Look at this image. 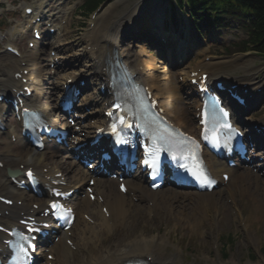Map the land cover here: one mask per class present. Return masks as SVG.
Returning <instances> with one entry per match:
<instances>
[{
  "label": "bare ground",
  "instance_id": "6f19581e",
  "mask_svg": "<svg viewBox=\"0 0 264 264\" xmlns=\"http://www.w3.org/2000/svg\"><path fill=\"white\" fill-rule=\"evenodd\" d=\"M115 6L116 4H112L106 7L105 10L98 15V24L95 25L93 29L88 30L85 33L84 39L86 40V47L92 46L95 42H101L102 53L105 54L106 51L113 46L115 36L112 30L114 29H108V25L111 23L110 20L112 19V16L116 13V11L114 10ZM103 23H106L105 28H102ZM105 35H110L112 41H106L104 39ZM121 40L123 42H126V39L122 37ZM125 45L129 46V44ZM37 52L38 51H36V53ZM85 54L87 53L79 54L78 59L84 57ZM88 55L91 56V54ZM36 59V55H34V57L30 59L31 66L34 71L36 70ZM8 60L9 55H6L4 60H0V62H2L0 64L1 70H4L3 63L7 62ZM233 63H235V61H233L232 64ZM102 64L103 62L99 65H93L92 59L89 61V68L97 77L101 71ZM240 66H242L243 70L248 73L247 77L244 78L243 81L248 82L251 86L259 84V81H256V77H252V74H250V64L243 63ZM68 68L69 65L65 64L63 66L64 72L60 74L58 71L56 80L52 81L51 85L52 89L54 90V96H51L53 90L51 91L50 96L45 99H43L42 92H38V95L36 96V101L39 102L40 105H42V108L51 112L52 114L55 113V111L57 110V107L53 103L52 98L55 97L56 92L61 88L62 82H64L66 79H77L78 77L76 74L77 70L75 67H73V65L72 68H70L69 70H67ZM194 68H196V66ZM35 74L36 77L40 78V73ZM1 77L2 76L0 75V80L2 79ZM186 77L187 74L185 75V79ZM144 78L146 77L144 76ZM153 78L154 77H152V79ZM155 80L160 87V93L167 94L171 98L175 94H177L179 90L187 89L189 93H193V88H188L189 84L186 81L183 80L184 82L182 84H178L175 81L173 74H171L170 79L166 83H164L163 88H161L162 86L156 78ZM235 81L242 82L240 80ZM160 93H156L155 95L157 97H160ZM104 101L105 99L100 102L96 99L92 100L90 98H87V102H94L96 104V115H99L100 111L102 110ZM168 112L173 116V119L176 121L177 124L182 125L183 127H188L191 130L196 127V121L187 107L182 108L181 106H179V103L173 102L171 109L168 110ZM262 120H264V117L262 118ZM17 143V150H12V143L9 142L7 144L6 149L3 151V159L8 162V165L16 166L20 163H28L29 161L38 164L45 163L46 165L50 163L54 166L52 172L61 171L65 172L66 175L70 174L68 176L69 185H72L73 187L77 188H85V183L87 182V178L90 174H87L84 170H82L81 167L76 164V162L72 159H66V161L64 162L62 160H55L54 158H56L61 153L60 148L55 147L53 144H48L45 150L35 151L23 139L18 140ZM212 160L215 162L213 164L214 170L219 171L224 167L222 165V161H219L213 157ZM243 175L246 176V179L248 181H253V187H250V191L248 192H244L241 186L243 185ZM2 180H4L3 176L0 175V181ZM229 183L231 187L236 186V191L235 193H232L231 202H223L222 200H220L219 197H215L214 199H212V195L195 193L193 194V196H190L182 192H177L175 189L171 188L164 192H152V190L148 188L147 184L144 183L143 177L141 175H133L131 178L127 179V184L128 192L133 193L136 196L138 195L137 197H139L138 202H134L132 200V196L129 193L123 194L115 187L116 182L114 180H97L95 184V190L98 194L104 197V203L107 205L110 212L109 219H107L106 217H100L99 220L102 226L104 228H109V226L113 225V222H115L116 226L119 221L122 224H127V218L129 216L133 217V221L132 224L130 223V231L126 233L123 237V239L125 237L127 238L126 241H119L118 244L115 242L114 246L101 245L98 246V248H94L93 250L90 249L92 247H90L89 245H84L83 243H81L83 245L81 253H83L84 255L80 264H113L122 260L123 258H129V256H135L139 258L148 255L153 256V258L156 260V264H180L178 257L174 258L162 252L166 245V240L163 238V235H151V233H159L158 229L163 226V224L166 228L176 227V225L182 224L183 230L185 232H189L187 226L191 225L193 229L198 230L200 228L198 220L206 219V215L209 221L208 224L210 225L209 231L212 232L213 230L211 228L214 225L215 216L220 213V211H222L223 209L224 211H227L232 207L240 216L241 209L239 205L243 196H248L249 202L250 196H252L254 202H250V204H254L255 210L257 212L264 211V178H262L258 172L253 173L251 170L239 172L237 170H233ZM8 189L9 186L6 183L0 188V190L2 191ZM18 193H21L23 195V192ZM159 194H161V196L157 197V199H154L153 195L158 196ZM146 198H151V200L154 202L153 208L140 207L142 200ZM189 200L192 201V205L189 204ZM155 201H163V206H161L163 207V209L157 206ZM217 202H219L220 204H217L214 209H211L208 206L209 203ZM76 203L78 206L86 207L87 209L89 206L92 205L86 199H81L79 201H76ZM156 207L159 208L153 214H151V212L155 210ZM196 208H198L199 210L198 217L195 212ZM207 209H209L208 212L206 211ZM200 215H203V217L200 218ZM259 220L260 219L257 218L256 221ZM249 226L250 224L245 223L246 235L248 233L250 235ZM132 230L136 233L137 231H139L138 234L140 235H137ZM85 235V230H82L81 239L85 238ZM118 240L119 239H116V241ZM68 250L69 249L63 245L57 247L58 258L61 259L65 264H77L72 258L74 255L73 252L70 251L71 255L67 257V254L69 253ZM170 255H174V253ZM229 264L242 263L237 262L235 259H231ZM245 264H264V259L256 263L250 262Z\"/></svg>",
  "mask_w": 264,
  "mask_h": 264
},
{
  "label": "rangeland",
  "instance_id": "374dc122",
  "mask_svg": "<svg viewBox=\"0 0 264 264\" xmlns=\"http://www.w3.org/2000/svg\"><path fill=\"white\" fill-rule=\"evenodd\" d=\"M125 1L129 2L131 5L133 3V0ZM82 23L87 25V17L84 18V16H80L79 14L73 16L72 24L70 26V29L72 31V39L75 38L78 33L84 32V26H80V24ZM46 57L47 55L44 56V62L47 64ZM263 66L264 62L258 55H255V58L252 59V67L257 70ZM236 73L239 75H243L241 70L237 72L235 71V74ZM0 148L4 150V146ZM244 206L245 203L243 207ZM253 213L249 211V214L247 215L248 219L253 217L250 227L252 235L251 240L249 242L246 240L247 237H245L243 233V226L241 229L239 227L234 228L230 226V228H228L227 230L238 232V239H236L235 245L230 248L231 253L228 255V257H225L224 254H222L221 262H219L218 258L213 254V252L208 250L210 247V241H202L200 230L192 231V236L183 235L181 244L177 241V239H175L174 241V239L172 238V241L167 244L165 252H171V250H173L172 245L175 246L177 248V250L175 251L183 264H224L226 262L229 264L232 258L242 264L262 261L264 259V224L261 221H256L258 217L254 218ZM257 225L260 226L257 227ZM204 253L207 256L206 258H203Z\"/></svg>",
  "mask_w": 264,
  "mask_h": 264
},
{
  "label": "snow or ice",
  "instance_id": "6c2138e0",
  "mask_svg": "<svg viewBox=\"0 0 264 264\" xmlns=\"http://www.w3.org/2000/svg\"><path fill=\"white\" fill-rule=\"evenodd\" d=\"M117 107H119V106H117ZM225 114H226V113H225ZM120 122L123 124V123H124V120L121 119ZM145 163H149V162H148V161H145ZM155 164H156V162L153 161V163H152L151 166L155 167ZM193 174H194V175H197V173H195V172H194ZM197 178L202 179V182H203V183L211 184V181L208 179V177H207L206 175H203L202 173H201L200 175H198ZM54 207H60V206H56V205H54Z\"/></svg>",
  "mask_w": 264,
  "mask_h": 264
},
{
  "label": "trees",
  "instance_id": "16d2710c",
  "mask_svg": "<svg viewBox=\"0 0 264 264\" xmlns=\"http://www.w3.org/2000/svg\"><path fill=\"white\" fill-rule=\"evenodd\" d=\"M257 4H259L260 8V13H261V18H260V24L259 27L263 28L264 27V0H253Z\"/></svg>",
  "mask_w": 264,
  "mask_h": 264
}]
</instances>
